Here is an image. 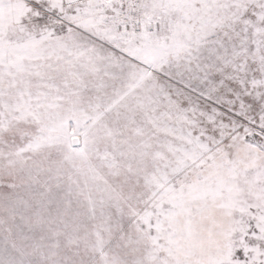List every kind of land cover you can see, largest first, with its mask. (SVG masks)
<instances>
[{"label":"snow or ice","instance_id":"1","mask_svg":"<svg viewBox=\"0 0 264 264\" xmlns=\"http://www.w3.org/2000/svg\"><path fill=\"white\" fill-rule=\"evenodd\" d=\"M0 264H264V0H0Z\"/></svg>","mask_w":264,"mask_h":264}]
</instances>
